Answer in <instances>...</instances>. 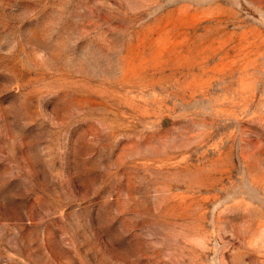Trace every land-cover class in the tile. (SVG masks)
<instances>
[{"label": "rangeland", "instance_id": "1", "mask_svg": "<svg viewBox=\"0 0 264 264\" xmlns=\"http://www.w3.org/2000/svg\"><path fill=\"white\" fill-rule=\"evenodd\" d=\"M0 264H264V0H0Z\"/></svg>", "mask_w": 264, "mask_h": 264}]
</instances>
